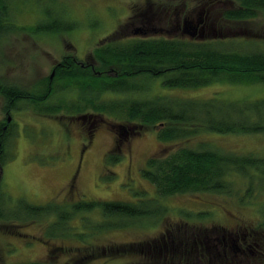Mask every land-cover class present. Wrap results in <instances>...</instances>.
Masks as SVG:
<instances>
[{
  "label": "rangeland",
  "instance_id": "374dc122",
  "mask_svg": "<svg viewBox=\"0 0 264 264\" xmlns=\"http://www.w3.org/2000/svg\"><path fill=\"white\" fill-rule=\"evenodd\" d=\"M9 1L8 22L16 25L17 29L0 34V81L34 92L39 90L40 83L48 75L53 76V69L62 62L64 56H74L79 62L94 63L91 56L93 49L105 43L116 29L120 32L115 36L123 40L139 36L172 38L176 35L165 31L137 34L134 30L144 27V24L167 28L183 15L200 18L198 25H204V34L200 36L197 33L202 29H197L198 25L188 29L195 33L191 39L223 40L229 42L226 47L241 51L264 50V11L261 10L254 19L245 22L227 20L222 13L223 9L232 7L230 0ZM51 20L59 23L73 21L75 26L62 34L45 30L34 32L33 28L38 23ZM162 80V76L131 77L129 81L138 84L139 90L105 92L100 94L99 100L156 95L201 99L215 97L231 101L264 99V82L230 84L215 81L207 86L180 88L168 87ZM77 88V85H72L65 90L57 89L46 99L45 104L75 101L80 96ZM5 106V99L0 94V127H6L4 130L9 134L6 140V159L0 171V186L12 203L20 198L34 204H44L50 200L68 204L79 199L135 201L139 197L136 191L144 190L145 197L156 198L167 208L164 216L141 222L130 221L132 225L129 227L93 235L90 241L99 245L127 244L150 240L162 233L167 236V241L169 235L166 231H172L175 235V230L180 229L181 232L191 231L194 239L200 240L202 245L207 241L210 244L204 247V252H201L202 248L189 253L182 250L176 258L175 254L178 255L180 248L167 242L166 251L156 254L151 250L157 263L122 255L117 260L91 259L87 263L74 261L72 264H226L223 249L224 246L228 249L231 242L227 239L228 243L223 244L226 239L222 236L232 235L236 229H240L238 232H246L248 229L261 244V249H264V174L262 187L258 175L252 179L233 174L230 180L237 193L230 195L200 192L164 197H159L155 188L140 174L147 158L163 156L177 147L195 145L199 141L240 155L264 157V132H202L188 140L162 142L157 137L155 127L147 126L141 128L139 134L127 136L121 144V159L106 167L104 157L115 145L114 134L106 124L101 123L88 133L80 122L70 118L74 115L71 111L60 110L52 114L42 110L39 105L36 107L23 100L18 101L11 110H5ZM87 110L91 112V109ZM111 174V178L105 177ZM250 181L258 182L252 185L254 193L250 199L241 202L239 197ZM81 218L97 222L101 216L97 210L80 213L74 217L72 224L80 228L84 224ZM44 225L46 220L43 219L39 223H28L20 227L23 232L35 238L12 235L0 229V264H21L44 259L47 246L39 238ZM55 243L78 242L57 239ZM90 247L93 248V245ZM65 259L61 257L58 264H67ZM236 260L238 262L234 264L245 263L240 257ZM259 260L260 264H264V258L260 257ZM252 262L255 260L251 259L249 264Z\"/></svg>",
  "mask_w": 264,
  "mask_h": 264
},
{
  "label": "trees",
  "instance_id": "16d2710c",
  "mask_svg": "<svg viewBox=\"0 0 264 264\" xmlns=\"http://www.w3.org/2000/svg\"><path fill=\"white\" fill-rule=\"evenodd\" d=\"M230 1L232 7L223 9L222 13L227 20L245 22L254 19L261 10L264 11V0ZM9 7V0H0V34L17 29L16 25L8 22ZM145 25L134 32L157 31L158 26ZM74 26L73 21L59 23L51 20L38 23L33 30L62 34ZM119 32L116 29L105 43L93 49L91 56L94 63L79 62L74 56H64L62 62L53 69V76L48 75L40 83L37 92L0 81V94L5 99V110L15 108L16 103L23 100L35 104L36 107L39 105L42 110L52 114L60 110L71 111L74 115L70 118L80 122L88 133L99 124H106L114 134L115 143L114 148L104 157L106 167L121 159V144L127 136L137 135L141 128L147 126L155 127L157 137L162 142L188 140L202 132H264V99L231 101L215 97L201 99L156 95L99 100L101 93L139 90L138 84L129 81L131 77L139 75L162 76L164 85L180 88L207 86L215 81L230 84L264 82V50L241 51L226 47L229 42L223 40H194L191 39L193 36L186 37L175 33L176 37L172 38L139 36L123 40L115 36ZM72 85L78 86L80 96L77 100L45 104L46 99L57 89L65 90ZM87 109H91V112ZM81 116L85 119L80 118ZM8 135L0 127V171L6 159ZM263 172L264 157L255 154L240 155L199 141L195 145L177 147L163 156L147 158L140 174L155 188L159 197H164L200 192L234 194L236 191L230 180L233 174L252 179L254 175H258L262 187ZM112 176L105 177L109 179ZM257 183H247L249 186L239 197L241 202L251 198L254 193L252 185ZM145 193L144 190H137L139 197L135 201L79 199L68 204H59L54 200L34 204L20 198L12 203L0 186V229L12 235L35 238L23 232L20 227L46 220L42 236L39 237L47 246L45 258L21 264H58L61 257L66 258L67 264L74 261L87 263L91 259L110 260L122 255H132L157 263L151 250L156 254L166 251L167 242L180 248L178 255L175 254L176 258L182 250L189 253L199 247L204 252V247L210 245L208 241L202 245L200 240L194 239L191 231L181 232L180 229L175 230V235L172 231H166L169 235L167 241L164 233L150 240L127 244L99 245L90 241L93 235L129 227L130 221L141 222L164 216L167 208L156 198L145 197ZM94 210L101 216L97 222L81 218L84 224L80 228L72 224L78 214ZM57 239L78 243L57 244ZM92 245L93 248L90 247ZM1 256L0 253V258Z\"/></svg>",
  "mask_w": 264,
  "mask_h": 264
},
{
  "label": "flooded vegetation",
  "instance_id": "af4514ba",
  "mask_svg": "<svg viewBox=\"0 0 264 264\" xmlns=\"http://www.w3.org/2000/svg\"><path fill=\"white\" fill-rule=\"evenodd\" d=\"M200 21V18L196 19L189 16L187 17V15H183L182 18H177L176 21L171 22L167 28L158 27L157 32L165 31L166 33H177L180 35L191 37L187 32L193 31L188 30V27L186 25L189 23L195 27L199 24ZM202 26H204L203 23L201 25H198L197 27V29H202L197 33V35L199 36L204 34V28H202ZM193 37H195V33ZM2 128L5 129L6 127L3 126ZM239 230L240 229L234 230V235H228L227 233H225L227 234V236H229V238L225 235L222 236L226 239V242H223V244L228 243L227 239L231 242V244L228 245V249L226 248V246H224L223 249L224 259L227 261L226 264H234V262L237 261V257L243 259L242 262H245L244 264H249L251 259L255 260V262H252L250 264H260V257L264 258V249L261 250V244L253 238L252 233H250L248 229L246 230V232H238ZM228 252L230 256L228 255Z\"/></svg>",
  "mask_w": 264,
  "mask_h": 264
},
{
  "label": "water",
  "instance_id": "95a60500",
  "mask_svg": "<svg viewBox=\"0 0 264 264\" xmlns=\"http://www.w3.org/2000/svg\"><path fill=\"white\" fill-rule=\"evenodd\" d=\"M188 26V29H194V27L191 25V24H187ZM144 33V32H142V30H136L134 33ZM190 36H194V32H187ZM80 118H82V119H85V117L84 116H81ZM8 121H9V118H8Z\"/></svg>",
  "mask_w": 264,
  "mask_h": 264
}]
</instances>
